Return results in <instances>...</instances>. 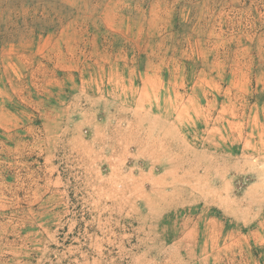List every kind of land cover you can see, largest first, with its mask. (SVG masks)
Segmentation results:
<instances>
[{
	"label": "rangeland",
	"instance_id": "374dc122",
	"mask_svg": "<svg viewBox=\"0 0 264 264\" xmlns=\"http://www.w3.org/2000/svg\"><path fill=\"white\" fill-rule=\"evenodd\" d=\"M0 264H264V0H0Z\"/></svg>",
	"mask_w": 264,
	"mask_h": 264
}]
</instances>
